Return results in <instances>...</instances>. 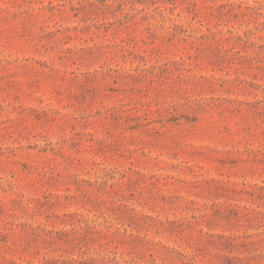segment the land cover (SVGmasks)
<instances>
[{
    "label": "rangeland",
    "instance_id": "1",
    "mask_svg": "<svg viewBox=\"0 0 264 264\" xmlns=\"http://www.w3.org/2000/svg\"><path fill=\"white\" fill-rule=\"evenodd\" d=\"M0 264H264V0H0Z\"/></svg>",
    "mask_w": 264,
    "mask_h": 264
}]
</instances>
